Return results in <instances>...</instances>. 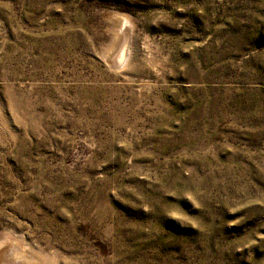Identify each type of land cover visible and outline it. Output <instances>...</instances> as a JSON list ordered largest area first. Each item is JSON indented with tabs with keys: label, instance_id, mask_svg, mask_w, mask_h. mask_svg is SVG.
<instances>
[{
	"label": "rangeland",
	"instance_id": "374dc122",
	"mask_svg": "<svg viewBox=\"0 0 264 264\" xmlns=\"http://www.w3.org/2000/svg\"><path fill=\"white\" fill-rule=\"evenodd\" d=\"M1 245L264 264V0H0Z\"/></svg>",
	"mask_w": 264,
	"mask_h": 264
},
{
	"label": "bare ground",
	"instance_id": "6f19581e",
	"mask_svg": "<svg viewBox=\"0 0 264 264\" xmlns=\"http://www.w3.org/2000/svg\"><path fill=\"white\" fill-rule=\"evenodd\" d=\"M124 19V18H123ZM130 23L124 19L117 35L114 48L108 54L116 67L125 63L131 55L132 43L130 40ZM4 245V244H3ZM21 253L10 246H0V264H20Z\"/></svg>",
	"mask_w": 264,
	"mask_h": 264
}]
</instances>
